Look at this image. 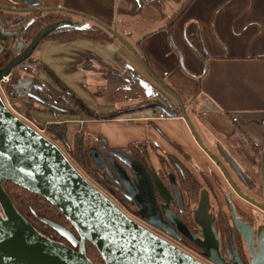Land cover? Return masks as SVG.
Masks as SVG:
<instances>
[{
	"label": "crops",
	"instance_id": "crops-1",
	"mask_svg": "<svg viewBox=\"0 0 264 264\" xmlns=\"http://www.w3.org/2000/svg\"><path fill=\"white\" fill-rule=\"evenodd\" d=\"M34 1L43 7L73 11L71 23L77 27L103 23L122 40L115 37L107 44L87 40L40 43L10 70L11 84H5L10 99L24 95L33 79L48 89L52 100L58 98L60 89L45 71L35 69V59L47 65L86 108L107 117L148 101L161 104L162 95L174 108L179 107L167 87L182 102L196 135L209 150L219 156L216 143L221 144L240 167L258 175L260 166L242 157L232 136V124L223 113H228L260 146L264 160V0ZM0 4L27 6L22 0H0ZM0 30L7 31L1 22ZM188 34L201 35L209 55L206 65L187 43ZM134 53L145 57L155 77ZM86 59L90 68L82 67ZM101 65L114 69L119 76H105ZM159 111L144 108L103 120L87 115H55L39 107L32 114L38 123H50L54 129L59 122L67 127L74 125L72 136L83 128L85 145L97 151L99 137L110 148L147 140L175 154L172 144L176 143L199 168L217 172L182 115L158 118ZM248 193L260 199V192Z\"/></svg>",
	"mask_w": 264,
	"mask_h": 264
},
{
	"label": "water",
	"instance_id": "water-1",
	"mask_svg": "<svg viewBox=\"0 0 264 264\" xmlns=\"http://www.w3.org/2000/svg\"><path fill=\"white\" fill-rule=\"evenodd\" d=\"M22 1L27 7L17 10L73 12L62 7L35 8L34 0ZM2 8L16 10L12 7ZM96 22L122 40L114 29ZM38 39L39 36L23 53L11 60L0 71V77L8 75L18 62L28 56ZM134 54L146 71L155 77L146 62ZM164 88L177 99L182 118L198 144L212 156L197 137L184 112L182 102L170 89ZM89 152L96 165L104 169L101 153L94 148H90ZM114 168L118 175H122L119 172L120 167L113 163ZM3 180L12 181L29 191L39 193L55 205L76 229L79 237L58 223L46 218L43 220L66 237L72 245H77V249L50 239L36 230L13 204L2 187ZM122 182L128 188L124 178ZM157 183L159 185V181ZM142 188L138 185L137 194ZM158 188L161 191L160 186ZM234 189L243 199L264 211V190L262 202L259 203L237 188ZM154 207L159 215L158 207ZM141 213L144 219L161 226L160 222L150 218L151 212L145 208L142 200ZM232 218L235 227L249 246L252 254L251 264H264V227L260 228L255 250L249 225L236 219L233 213ZM174 224L202 249L207 258L223 264L209 214H204L201 225L203 240L191 235L181 223ZM85 241L96 247L104 264H202L123 213L74 167L58 146L10 112L0 97V264H95L86 255Z\"/></svg>",
	"mask_w": 264,
	"mask_h": 264
},
{
	"label": "flooded vegetation",
	"instance_id": "flooded-vegetation-1",
	"mask_svg": "<svg viewBox=\"0 0 264 264\" xmlns=\"http://www.w3.org/2000/svg\"><path fill=\"white\" fill-rule=\"evenodd\" d=\"M38 3L39 6H36ZM0 7L2 10L6 11L30 14L22 20V22L17 24H7L0 19L1 25L7 30L5 32H0V37H15L16 43L13 47V52L15 53L14 59L16 56L23 53L33 42L23 40L20 37V29L31 20L38 18L40 12L47 11L17 10L26 8L27 6L13 7L0 4ZM2 7H12L16 8V10L4 9ZM33 7L48 8L43 7L38 1L33 4ZM43 42L46 41L38 39L32 51L37 45ZM19 43H21V46H19ZM1 50L2 46L0 44V52ZM32 51L24 59L28 58ZM35 61L39 60L35 59L33 61L34 67L37 69ZM35 81L37 80L33 79L28 87L30 88V85ZM37 82L40 83L39 81ZM27 93L28 91L25 94ZM175 109L180 110V107ZM159 113L162 112L159 111ZM164 116L163 114V117ZM143 141L145 142L144 145L148 148V155L144 161L138 160L130 153V151H134V148L130 146L133 142L129 143L125 148L114 147V149L108 148L103 141L97 144L98 151L101 153V157L104 161V169L100 168L101 174L104 177L108 175L111 177L110 183L114 190V197L131 213L133 220L200 263L218 264L207 258L203 254L202 249L181 232L179 226L174 224L175 222L181 223L191 235L195 236L197 239L203 240L201 225L204 221V214H209L213 222L216 244L219 254L223 259V264H251L252 254L248 244L234 225L232 213L236 219L242 220L249 225L251 229V242L254 249L257 250V239L258 235H260L259 231L260 228L264 227V211L243 199L236 192L234 187L251 199L259 203L262 202L264 190L263 155L262 160L253 164L247 160L241 146L237 143L242 157L251 165L260 166L258 175L254 176L240 167L233 157L225 151L221 144L216 143L219 151L218 156L201 142L212 155L210 156L204 151L217 169V172L213 170L206 172L194 163L187 152L185 155L172 143V147L176 151V154L162 150L154 141ZM150 143L153 147H151ZM113 163L120 167L121 170L119 172L122 175H118L115 168L113 169ZM183 170L192 174L197 184L201 186L199 197L196 201L190 200L186 192L181 189L180 175L183 173ZM122 178L127 181L128 188L122 182ZM157 181H159V185ZM250 183H252V187H250ZM100 185L109 190L103 183H100ZM138 185H141L143 188L141 192L137 194ZM158 186H160L161 191ZM128 189L132 191V193ZM248 191L260 192V199L255 198L248 193ZM115 193H117L119 197L115 196ZM141 200L145 208L151 212L150 218L160 222L161 226L143 218L141 213ZM155 205L158 207L159 215L156 212ZM202 211H204V214H202ZM220 216L226 219V229L218 230L216 228L215 223ZM172 221H174V223Z\"/></svg>",
	"mask_w": 264,
	"mask_h": 264
},
{
	"label": "trees",
	"instance_id": "trees-1",
	"mask_svg": "<svg viewBox=\"0 0 264 264\" xmlns=\"http://www.w3.org/2000/svg\"><path fill=\"white\" fill-rule=\"evenodd\" d=\"M36 6H39V3L36 4ZM74 14L75 13L73 12L58 10L40 12L38 18L31 20L27 25L20 29V37L26 41H35L39 36V39L41 41H55L58 43L87 40L107 44L111 43L114 40L115 36L97 22L93 23L89 27L74 26L73 23H71L73 21ZM28 15L30 14L2 10L0 7V19L7 24L20 23L22 22V20L28 17ZM14 38L15 37H0V44L2 46V50L0 52V71H2L15 56L13 47L16 41ZM186 41L200 55L206 65V61L209 55L206 51L201 35L188 34L186 35ZM142 59L146 62L144 56L142 57ZM35 64L37 69L43 70L48 74L51 81L61 89V92L59 93V96L56 100H52L49 96L48 90L40 83L35 81L32 85H30L27 94L20 95L18 97L21 98L19 101L22 102V104L29 105V101L32 100L37 102L40 105L39 108L43 111H53L56 114L59 113L65 116L76 118H82L83 116L87 115L100 120L112 119L125 112L140 110L144 108H153L160 110L165 116L181 115L180 110L175 109L164 95L161 96L163 101L161 104L159 102L148 101L139 105H135L134 107H129L125 110L114 112V114H111L108 117L105 115L93 113L84 106L81 100L64 85V83L47 65H45L41 61H35ZM82 67L90 68V60L86 59L82 63ZM99 69L103 71V74L109 78L114 79L119 76V73L117 71H114V69H111L106 65H101ZM24 96H26L25 99H22V97ZM31 108L33 110H36L38 107L34 106ZM223 116L230 120L233 126L232 136L236 143L241 146L247 160L253 164H256L259 160H262V150L260 146L255 143V141L230 115H228V113H223ZM32 119L36 121L35 118ZM40 126H42L44 130L50 131L53 137H60L59 139L64 145H66L67 151L74 157L76 162H78V164L88 173V175H90L96 181L103 183L105 187H107L109 191L114 195V190L110 183L111 177L109 175L105 177L102 176L101 169L96 165L93 157L89 152V147H87L84 143L83 128L80 127L76 132L75 148L72 149L62 136L65 132L64 123H56L55 127L57 128L58 133H56V129H53L50 123L40 124ZM98 140L104 141L101 137H99ZM144 143L145 142L143 140H139L131 143L130 145L132 148H134V151L132 150L130 151V153H132L133 156L140 161H144L148 155V148L146 145H144ZM173 144L182 153H184L185 155L187 154L181 148V146L177 145L176 143ZM151 147H153V145H151ZM108 148L110 147L108 146ZM180 185L181 189L186 192L190 200L196 201L198 199L201 186L197 184V181L192 176V174H190L186 170H183V173L180 175ZM2 187L4 188L18 211L26 218L28 222H30L36 228V230L49 237L50 239L62 242L73 249H77V245H72L66 239V237H64L54 227L43 220V218H46L55 223H58L70 230L77 238L79 237L76 229L71 225V223L55 205H53L39 193L29 191L28 189L12 181L3 180ZM250 187H252V183H250ZM115 196L119 197L117 193H115ZM215 225L218 230L226 229L227 222L225 217L220 216L219 219L216 220ZM85 252L87 257H89L90 259L102 260L101 255L99 254L96 247L88 241H85Z\"/></svg>",
	"mask_w": 264,
	"mask_h": 264
},
{
	"label": "rangeland",
	"instance_id": "rangeland-1",
	"mask_svg": "<svg viewBox=\"0 0 264 264\" xmlns=\"http://www.w3.org/2000/svg\"><path fill=\"white\" fill-rule=\"evenodd\" d=\"M1 32V30H0ZM1 34V33H0ZM18 64V63H17ZM16 64V65H17ZM10 79V78H9ZM9 82V80H8ZM8 82H5L8 83ZM52 82V81H51ZM11 84V82H9ZM53 83V82H52ZM5 84L2 86L4 89V92L7 96V98L9 99L10 103L16 108L15 110L17 112H19V114L21 116H23L24 118H26L27 120L31 121L33 124H35V126L38 128V130L42 131L40 132L43 136H45L46 138H48L51 142H53L56 146H58V148L64 153V155L69 159V161L74 165V167L94 186L96 187L98 190H100L108 199H110L118 208H120V210L125 213L128 217L132 218V215L129 211H127V209H125L120 203L119 201L114 197V195L112 193H110L109 190H107L106 188L102 187L100 185V183H98L97 181H95V179H93L92 177H90V175H88V173L78 164V162H76V160L74 159V157L67 151L66 145H64L61 141H60V137L59 138H55L51 135L50 131H46L42 128V126H40V124H38L36 121H34L32 118H34L32 111H34L31 107H37L39 104L35 101H29V105L26 104H22V102H20L19 100L21 98H14V99H10V96L7 94V90L5 87ZM54 84V83H53ZM55 85V84H54ZM8 88V87H7ZM11 88V87H10ZM11 90V89H9ZM29 90V87H28ZM25 95V94H24ZM59 96V95H58ZM26 96L22 97V99H25ZM51 98V97H50ZM32 105V106H30ZM29 106V107H28ZM40 107V106H38ZM31 114V115H30ZM59 114V113H57ZM55 114V115H57ZM56 125V123H55ZM54 125V127H55ZM66 126V124H64V127ZM74 125H70V126H66L65 128V132L62 135L64 137V139L66 140V142L68 143V145L74 149L75 148V135H71L70 132L72 131ZM53 128V127H52ZM36 129V128H35ZM56 129V133H58L57 128ZM37 130V129H36ZM71 136H70V135ZM93 146V145H92ZM90 147V146H87ZM89 258V257H88ZM90 259V258H89ZM92 262H94L95 264H104L102 260L99 259H90Z\"/></svg>",
	"mask_w": 264,
	"mask_h": 264
},
{
	"label": "built area",
	"instance_id": "built-area-1",
	"mask_svg": "<svg viewBox=\"0 0 264 264\" xmlns=\"http://www.w3.org/2000/svg\"><path fill=\"white\" fill-rule=\"evenodd\" d=\"M9 80V75L6 76H2L0 77V97L4 103V105L6 106V108L12 112L14 115H16L18 118H20L21 120H23L24 122H26L27 124H29L31 127H33L34 129L36 128L37 131L40 133L42 131L38 130V128L35 126V124H33L31 121L27 120L26 118H24L23 116H21L19 114V112H17L15 109V107L10 103L9 99L7 98L4 89H3V85L5 84V82H8ZM158 118H162L163 114L162 113H158L157 115ZM35 129V130H36Z\"/></svg>",
	"mask_w": 264,
	"mask_h": 264
}]
</instances>
